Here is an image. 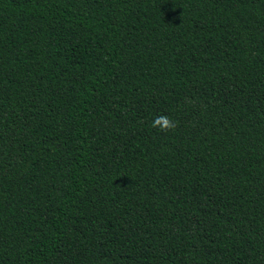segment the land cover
<instances>
[{
  "label": "trees",
  "instance_id": "obj_1",
  "mask_svg": "<svg viewBox=\"0 0 264 264\" xmlns=\"http://www.w3.org/2000/svg\"><path fill=\"white\" fill-rule=\"evenodd\" d=\"M0 264H264V0H0Z\"/></svg>",
  "mask_w": 264,
  "mask_h": 264
},
{
  "label": "clouds",
  "instance_id": "obj_2",
  "mask_svg": "<svg viewBox=\"0 0 264 264\" xmlns=\"http://www.w3.org/2000/svg\"><path fill=\"white\" fill-rule=\"evenodd\" d=\"M177 126L178 125L174 120H172L169 116L163 114L156 116L151 123V127L153 129H156L158 132L163 133L172 132L176 129Z\"/></svg>",
  "mask_w": 264,
  "mask_h": 264
}]
</instances>
